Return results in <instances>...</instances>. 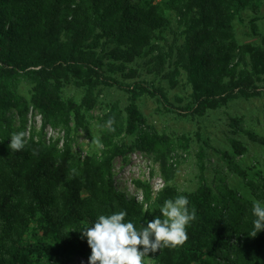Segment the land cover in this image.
Here are the masks:
<instances>
[{
    "label": "trees",
    "instance_id": "1",
    "mask_svg": "<svg viewBox=\"0 0 264 264\" xmlns=\"http://www.w3.org/2000/svg\"><path fill=\"white\" fill-rule=\"evenodd\" d=\"M263 2L0 0V264H64V257H90L81 231L100 215L126 211L124 222L140 230L162 218L165 200L180 195L196 218L186 226L184 244L162 246L155 264H264V230L249 235L256 219L253 201L264 204V174L245 176L250 196L224 184L214 189L204 181L207 166L200 151L199 184L179 191L171 184L177 144L148 122L138 104L149 95L167 111L199 119L233 99L263 96L264 33L255 28ZM248 10L259 40L240 42L235 21H244ZM20 80L32 84L29 98L16 91ZM163 80L172 88L183 80L190 88L186 101L173 102ZM67 85L83 90L80 101L63 97ZM113 87L124 91L128 102L112 103L103 114L101 154L75 156L72 126L87 129L89 111ZM31 107L44 125L67 129L62 147L25 138L23 150L10 151L15 115L17 133L24 132ZM233 147L244 151L238 141ZM130 151L149 154L159 166L165 185L154 202L150 185L138 182L154 208L115 185L114 160ZM226 156L233 164L234 156Z\"/></svg>",
    "mask_w": 264,
    "mask_h": 264
},
{
    "label": "rangeland",
    "instance_id": "2",
    "mask_svg": "<svg viewBox=\"0 0 264 264\" xmlns=\"http://www.w3.org/2000/svg\"><path fill=\"white\" fill-rule=\"evenodd\" d=\"M243 16L244 21H235L238 41H258L259 37L254 34L255 29L250 22L254 14L248 10ZM258 17L255 28L259 33H264V2ZM145 75L150 78L147 74ZM161 83L167 88L173 102L178 103L179 97L186 101L190 88L183 80L174 88L167 80ZM16 91L29 98L32 93V84L20 80L16 85ZM62 95L66 99L74 98L80 101L83 90L74 85H67ZM115 102H118L121 107L125 106L128 102L127 94L115 87L105 89L97 105L87 115V129L72 126L70 138L75 156L84 158L93 153L101 154L102 116L109 105ZM138 104L148 122L160 132L169 134L177 144L178 168L171 184L177 186L179 191H192L199 184L201 172L198 166V153L203 151L207 166L204 172L206 184L214 189L218 184H224L239 194L250 196L245 176L254 178L264 174V143L253 137L264 138V95L250 99H233L225 106L209 110L199 119H193L179 112L167 111L156 98L149 95L141 96ZM13 126L14 133H17L20 127V119L17 115H15ZM24 132L28 140L34 139L45 144H55L58 147H62L68 135L66 128L44 125L42 116L32 107L27 116ZM132 140L130 137L129 141L132 142ZM234 141L241 143L244 147L243 153L236 152L233 147ZM227 154L234 156L235 164L229 162ZM113 172L118 191L140 201L145 208L150 206L154 208L151 202L145 201L144 189L138 184L141 182L150 185L152 202L165 185L158 164L149 154L130 151L124 156H118L114 160ZM159 213L162 215L160 210ZM157 252H149L148 256L144 257V264H155ZM62 260L64 264H89V257L81 255L64 257Z\"/></svg>",
    "mask_w": 264,
    "mask_h": 264
},
{
    "label": "clouds",
    "instance_id": "3",
    "mask_svg": "<svg viewBox=\"0 0 264 264\" xmlns=\"http://www.w3.org/2000/svg\"><path fill=\"white\" fill-rule=\"evenodd\" d=\"M107 124L111 128L114 117H110ZM25 136L23 131L12 133L8 145L10 151L23 150ZM188 204V198L183 195L165 200L159 208L162 218L155 217L140 230L133 222H124L126 211L100 215L90 227L81 231L91 248L89 264H144V257L149 252L155 253L162 246L174 248L183 245L188 239L186 226L196 218L195 208L190 210ZM252 214L256 219L249 235L255 237L264 230V204L254 200ZM139 246H143V250Z\"/></svg>",
    "mask_w": 264,
    "mask_h": 264
}]
</instances>
